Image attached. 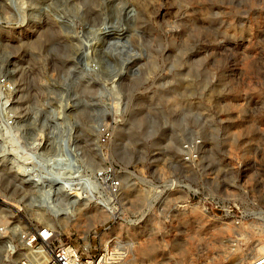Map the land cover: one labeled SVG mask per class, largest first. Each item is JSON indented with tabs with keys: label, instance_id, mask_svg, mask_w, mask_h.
I'll return each mask as SVG.
<instances>
[{
	"label": "rangeland",
	"instance_id": "obj_1",
	"mask_svg": "<svg viewBox=\"0 0 264 264\" xmlns=\"http://www.w3.org/2000/svg\"><path fill=\"white\" fill-rule=\"evenodd\" d=\"M66 1L0 3V197L16 206L0 216L50 223L74 245H123L133 264L264 256V0H111L118 16L101 0L99 25L75 18ZM146 35L156 66L134 87L129 74L150 61L138 43ZM56 42L70 48L68 77L55 70ZM86 71L97 94L83 100L93 108L83 133L75 94ZM150 111L159 126L132 139L142 130L131 120ZM30 164L65 179L61 199L36 204L47 187L33 184V171L22 175ZM108 167L124 187L120 220L101 237L109 215L65 184ZM172 185L180 190L166 191ZM65 191L86 198L74 204Z\"/></svg>",
	"mask_w": 264,
	"mask_h": 264
},
{
	"label": "built area",
	"instance_id": "obj_2",
	"mask_svg": "<svg viewBox=\"0 0 264 264\" xmlns=\"http://www.w3.org/2000/svg\"><path fill=\"white\" fill-rule=\"evenodd\" d=\"M9 122V120L7 121ZM188 155L193 158L191 151ZM189 157V158H190ZM185 158V157H184ZM185 158V160H190ZM30 169L22 171V175H29L33 171V184L42 188L33 198L36 204H44L49 200L61 199L58 195V187L50 185L47 180L52 177L38 171L36 165L30 164ZM29 172V174H27ZM69 177H75L66 172H62ZM82 175H80L81 177ZM55 177V176H54ZM65 184L66 187L81 189L88 202L93 203L95 209L109 215V219L103 223L102 232L99 236L103 237L110 229V225L120 220L119 213L116 212V203L119 199L124 182L117 175L114 169L106 168L104 171L97 172L92 176L84 173L83 177L74 178ZM179 185L170 186L166 191L178 192ZM45 191V192H44ZM47 192V194H46ZM48 198V199H47ZM91 198V200L89 199ZM0 197V202H1ZM158 202L150 200V207L153 208ZM178 203V202H177ZM189 203L188 201L186 202ZM88 204V203H87ZM90 204V203H89ZM187 204L176 205V209L187 207ZM66 207H69L66 205ZM56 218V217H55ZM107 225V226H104ZM72 235H74L72 233ZM94 237L98 233L94 231ZM0 264H133L130 262L129 250L123 245L108 246L98 248L89 240L81 244L74 245L66 241L60 230L50 223H39L38 225L26 224L19 218H3L0 221ZM259 264V263H257ZM264 264V263H263Z\"/></svg>",
	"mask_w": 264,
	"mask_h": 264
},
{
	"label": "bare ground",
	"instance_id": "obj_3",
	"mask_svg": "<svg viewBox=\"0 0 264 264\" xmlns=\"http://www.w3.org/2000/svg\"><path fill=\"white\" fill-rule=\"evenodd\" d=\"M122 1L123 2L127 1V2H129L131 4H133V3L136 4V0H122ZM107 2L108 3H107L106 8H110L114 12V14L116 13L117 14L116 16H118L121 13V11H122L120 9V7H119L120 5L119 4L117 5L115 1H111V0H108ZM0 3L2 4V7L5 6V7L8 8V6L6 5V0H0ZM67 3H68V6L70 7V9L73 11V14L76 16V17L74 16L75 18L81 17L83 20H90L91 23L95 24V25L96 24L99 25L98 23H100L101 21H104L103 20V9H104V7L102 5V1L101 0H67L66 4ZM106 12H107V9H106ZM108 12H110V11H108ZM144 12H145V10H144ZM48 26L53 28V30H51V31H53L54 34H56L57 36L59 35V30H58V27H57L56 23L48 22ZM48 29H47V31H48ZM138 43H140L141 49L143 48L144 50H147L146 51V52H148L147 53V61L149 59L152 62H150V61L147 62L148 66L151 67V70H150V68L147 67V64L146 65L142 64L141 67L139 66L140 68H136V69H138L137 71H132L129 74L130 79L128 80L129 82L128 81L127 82L131 86L133 85L134 87H135V85L138 86L141 83V79L143 78L145 73L148 75L153 69H155V66H156L154 64V63H156V62H154L155 61V59H154L155 53H157L156 52L157 51L156 40L152 39L150 36L146 35V37H145V39L143 41H140L139 38H138ZM52 52L55 53V67H56L55 70L57 72L59 71L64 76L68 77V75L70 73L69 72L70 70H69V68H66L65 65L68 62L67 56L69 55L70 48L68 47L66 42L65 43L56 42V43H54V46L52 47ZM179 61H180V52L175 56V61L174 62H175V64H178ZM140 65H141V63H140ZM85 66H86V69H87V67H90V69L88 68L89 70H93L94 69L90 64H87ZM86 73H87V76H85L84 79H82V77H79L80 79H78V80H80L81 82H85V84L82 86V88L76 89V94H75V97L77 98L75 101H76L77 107L79 108L77 110V119L81 123L80 126H82V132L83 133H85L83 128H85L86 125H88V123H91L92 120H93V116H91V114L89 112L93 108L88 103H84L83 100H91V99L95 98L96 94H97L92 89V87L97 85V83L95 82V80H93V78L90 79V77H88L90 75H88L87 71H86ZM191 75H192V72H191ZM121 77H120V79H123ZM6 79H7V83H8L9 82L8 81V76H6ZM126 85H128V84H126ZM126 85H124V86H126ZM163 86H162V88H164ZM129 89H131V88H129ZM68 109L71 110L72 107L71 108L68 107ZM151 112L152 111L147 112V115L139 117V118H134L133 120H131V125L133 126V128H136V129H138L140 131L142 130L141 134H140L139 131L135 130L134 132H131L132 135L135 134V136H136V135L139 134L141 136L142 134H144V136L147 137L148 135H151L153 132H155V130L157 129V126H159V124H160V117L157 116L156 113L152 112L153 113L152 114ZM113 120H114L113 117L110 118V121H113ZM177 125H179V124H177ZM173 126H175V125H173ZM103 133H104V135H106L107 132L105 131V129L102 130V137H103ZM100 134H101V132H100ZM133 137H134V135L132 136V139H133ZM137 137H139V136H137ZM64 180L65 179H56V178L52 177V178H49L47 180V182L50 185L54 186V187L57 186L58 187V191H59L58 193H60V191H64L65 190L64 189V184L62 183ZM69 191H71V190H69ZM74 192L73 191L70 192V193H66V191L64 192L70 198H72L71 202H74V204H77V203H79L80 201H82V200H84L86 198L84 196L83 197H79ZM1 200L2 201L0 202V208H2V209L10 210V209L16 207L15 205H13V203H10V201L6 200L5 198H2ZM52 202H53V199H52ZM3 218H4V216H0V219H3ZM107 247H108V244L104 243L103 248H107ZM257 263L263 264L264 263V256H261L256 261L252 262L251 264H257Z\"/></svg>",
	"mask_w": 264,
	"mask_h": 264
}]
</instances>
